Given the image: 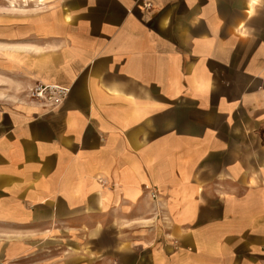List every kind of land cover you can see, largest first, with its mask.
Masks as SVG:
<instances>
[{
  "label": "crops",
  "instance_id": "obj_1",
  "mask_svg": "<svg viewBox=\"0 0 264 264\" xmlns=\"http://www.w3.org/2000/svg\"><path fill=\"white\" fill-rule=\"evenodd\" d=\"M12 1L0 264H264V0Z\"/></svg>",
  "mask_w": 264,
  "mask_h": 264
},
{
  "label": "built area",
  "instance_id": "obj_2",
  "mask_svg": "<svg viewBox=\"0 0 264 264\" xmlns=\"http://www.w3.org/2000/svg\"><path fill=\"white\" fill-rule=\"evenodd\" d=\"M69 89L43 83H36L29 89V97L40 106L47 109L59 107L68 97ZM156 198V193L151 194Z\"/></svg>",
  "mask_w": 264,
  "mask_h": 264
},
{
  "label": "rangeland",
  "instance_id": "obj_3",
  "mask_svg": "<svg viewBox=\"0 0 264 264\" xmlns=\"http://www.w3.org/2000/svg\"><path fill=\"white\" fill-rule=\"evenodd\" d=\"M7 1L10 2V3H7V2H6V3L8 4V8H10V6H11V1H12V0H7ZM12 2H13V1H12ZM25 2H27V1H25ZM25 2H24V3H25ZM13 4H14V2H13Z\"/></svg>",
  "mask_w": 264,
  "mask_h": 264
},
{
  "label": "bare ground",
  "instance_id": "obj_4",
  "mask_svg": "<svg viewBox=\"0 0 264 264\" xmlns=\"http://www.w3.org/2000/svg\"><path fill=\"white\" fill-rule=\"evenodd\" d=\"M38 2L42 3V0H38ZM15 5L13 4V2L11 1V7H14Z\"/></svg>",
  "mask_w": 264,
  "mask_h": 264
}]
</instances>
